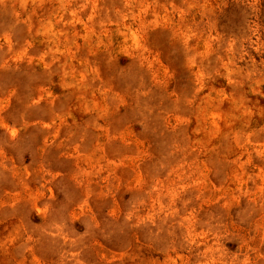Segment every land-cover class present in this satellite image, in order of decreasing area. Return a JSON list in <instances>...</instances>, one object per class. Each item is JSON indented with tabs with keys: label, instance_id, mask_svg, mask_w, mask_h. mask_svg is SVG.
I'll return each mask as SVG.
<instances>
[{
	"label": "rangeland",
	"instance_id": "obj_1",
	"mask_svg": "<svg viewBox=\"0 0 264 264\" xmlns=\"http://www.w3.org/2000/svg\"><path fill=\"white\" fill-rule=\"evenodd\" d=\"M0 264H264V0H0Z\"/></svg>",
	"mask_w": 264,
	"mask_h": 264
}]
</instances>
